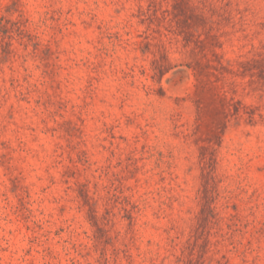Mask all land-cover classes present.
<instances>
[{"label":"rangeland","instance_id":"374dc122","mask_svg":"<svg viewBox=\"0 0 264 264\" xmlns=\"http://www.w3.org/2000/svg\"><path fill=\"white\" fill-rule=\"evenodd\" d=\"M0 264H264V0H0Z\"/></svg>","mask_w":264,"mask_h":264}]
</instances>
